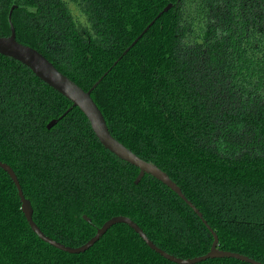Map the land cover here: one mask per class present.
<instances>
[{"label": "trees", "instance_id": "obj_1", "mask_svg": "<svg viewBox=\"0 0 264 264\" xmlns=\"http://www.w3.org/2000/svg\"><path fill=\"white\" fill-rule=\"evenodd\" d=\"M13 7L17 41L85 91L100 81L92 98L111 134L168 174L218 248L264 264V0H0V37L11 34ZM72 106L0 54V161L17 175L42 232L80 247L124 216L171 255L207 254L214 236L193 209L149 174L136 184L140 170L107 150ZM0 264L176 263L126 224L84 253L51 246L0 168Z\"/></svg>", "mask_w": 264, "mask_h": 264}, {"label": "water", "instance_id": "obj_2", "mask_svg": "<svg viewBox=\"0 0 264 264\" xmlns=\"http://www.w3.org/2000/svg\"><path fill=\"white\" fill-rule=\"evenodd\" d=\"M15 7L11 9L9 21L11 25V34L8 37H0V54L9 58H12L23 65L27 66L39 79H41L44 83L52 87L54 90L62 94L64 97L69 99L73 103V107L79 108L88 118L93 131L95 132L97 138L102 143V145L109 150L111 153L116 155L119 159L137 167L140 172L136 179V184H139L142 178L149 174L165 184L169 187L172 191H174L183 201H185L193 211L198 215L200 219L203 220L206 227L210 230V232L214 236V242L210 251L202 256L183 259L171 255L164 251L163 249L156 246L146 235V233L136 224L133 220L128 217L124 216H117L113 217L112 219L108 220L102 227L97 230V233L94 237H92L87 243L80 247H70L66 246L50 237L45 235L42 230L38 227L33 219V208L30 200H28L20 182L18 180L17 175L15 174L14 170L6 163L0 161V168L8 173L12 181L14 182L18 194L20 197V202L22 204V211L32 228V230L46 243L50 244L51 246L67 252L69 254H80L84 253L93 247L114 225L116 224H126L130 228H132L140 237L141 239L156 253L164 257L165 259L176 263V264H197L208 259H215V258H233L248 264H263L259 261H256L253 258L247 257L245 255H241L239 253H234L230 251L220 250L218 248L219 245V238L217 234L212 230L210 225L204 220L202 213L190 202L186 196L183 194L181 188L168 176L167 173L162 171L156 165H153L136 154H134L130 149L120 143L110 132L107 122L92 98V92L100 83H96L90 90L85 91L77 84H75L71 79L67 76L62 74L44 55L40 52L35 50L34 48L21 44L17 41L16 31L12 24V12ZM172 8V5H168L156 18H160L164 13H167ZM154 20L145 30L144 32L132 43V45L124 52L126 55L132 47H134L138 41L144 36V34L151 28V26L155 23ZM58 120H53L48 125V128H52L56 125ZM83 219L87 222H91V219L87 216H83Z\"/></svg>", "mask_w": 264, "mask_h": 264}]
</instances>
